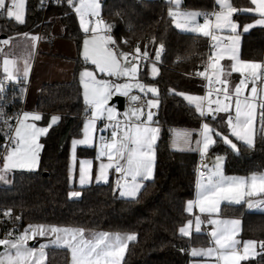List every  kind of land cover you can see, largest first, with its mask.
<instances>
[{
  "label": "trees",
  "instance_id": "obj_1",
  "mask_svg": "<svg viewBox=\"0 0 264 264\" xmlns=\"http://www.w3.org/2000/svg\"><path fill=\"white\" fill-rule=\"evenodd\" d=\"M243 9L251 6L249 0H230ZM42 0H27L25 22L16 24L0 15V35L5 37L29 33L45 38L50 33L52 20L58 18L63 27V38L75 42L79 49L82 33L66 0L54 4L44 12ZM187 10L203 13L214 7L213 0H182ZM170 3L165 0H104L101 16L112 25L114 39L124 49L140 45L154 60V50L159 42L165 44V53L158 61V75L147 76L146 61L141 62L138 77L143 83L158 87L160 103L155 123L160 127L155 146L153 179L146 182L135 199H123L118 195L113 180L106 184L75 189L68 185L67 166L69 143L81 135L86 106L82 102L81 86L77 80L69 84L44 85L37 100L36 110L41 113L42 125L50 115L60 117L40 139L43 149L40 163L35 171H13L7 175V183L0 181V207L12 210L18 220L17 226L45 224L63 227H83L85 235L93 232L135 233L136 239L129 243L121 264H189L188 250L192 246H207L205 235L181 236L178 228L190 215L184 210L187 201L195 194L197 155L169 149L170 131L174 127L198 128L199 114L186 104L181 95L202 94V83L197 72L207 58V37L177 30L168 15ZM256 18L255 14L237 12L233 19L241 27ZM155 38V42L154 39ZM127 39L129 43L123 41ZM239 57L245 61L264 62V29L253 28L241 34ZM22 83L4 84L0 93V108L4 122L0 125V139L5 138L8 124L14 123L20 112ZM174 90V91H173ZM150 98V96H148ZM226 116V114H218ZM214 128L228 134L226 124L208 118ZM264 134L256 128L254 146L233 140L238 150L225 145L220 137L210 147L208 155L224 158L227 175L247 176L264 172ZM93 155V149L78 148L77 157ZM81 191L80 197L70 198V191ZM219 217L241 220V239L264 240V212L248 211L244 204L221 206ZM183 249V251H181ZM257 252L259 245L257 244ZM264 254L241 264H264ZM45 264H67V251L59 248L46 250Z\"/></svg>",
  "mask_w": 264,
  "mask_h": 264
},
{
  "label": "snow or ice",
  "instance_id": "obj_2",
  "mask_svg": "<svg viewBox=\"0 0 264 264\" xmlns=\"http://www.w3.org/2000/svg\"><path fill=\"white\" fill-rule=\"evenodd\" d=\"M59 2V0H57ZM67 5L75 12L79 18L80 28L87 34L91 32V36L83 40V59L95 66V71L105 74L108 77L128 78V82L117 83L109 80H98L93 70L85 68L80 72V83L83 85V100L86 105L90 106L91 118L84 125L83 139H73V162L75 163V149L77 145H89L92 143V133L97 131L96 121L103 119L106 114L108 121L101 132L111 128V139L100 136V147L98 157H106L107 162H101L97 172L95 173V181L97 183H107L109 180V169H114L119 174L116 180V188L120 197H130L135 199L144 186L145 181H150L154 176L155 150L159 128L151 126L154 121V113L151 109L158 108L159 99L153 98L147 100L148 111L146 119L145 112L141 108L129 107L124 113L126 120L133 117L138 123H122L117 119V112L114 107L108 106L109 100L115 94L128 97L131 102L140 101V96L129 95L133 88L138 89L140 93H151L153 97H158V87L146 84L138 79L137 62L140 59L148 60L150 53L145 48L143 52L139 44L135 47V53L131 60L128 52L123 51L119 47V41L114 39L112 25L105 23L100 18L101 2L100 0H66ZM220 6V10L214 13L215 22L207 18L205 14L204 22L198 23V12H180L173 11L169 8L168 15L172 18V23L176 29L199 33L204 36H211L213 41L220 39L217 35L209 31L210 26L217 30L229 29L231 35L227 37L226 45H213L216 51L212 52L209 57L211 61L210 67L215 69V83L221 87L210 89L207 95H189L177 93L183 96L184 100L190 105L195 106V112L199 114L202 122L198 130V137L195 140L197 150L201 158L209 152L210 147L217 143L214 137H220L225 145L233 150L237 149V144L229 138L228 134L214 128L208 118L218 120L221 124H226L228 132L238 141H243L249 147L254 146V122L259 117V132L264 134V98L257 102L255 94L257 93L256 80L264 81V65L259 63H251L243 61L239 57V44L241 27L233 20V14L237 12L256 13L260 18L254 19L255 25H264V0H250L249 7L238 9L234 7L230 0H216ZM170 3L177 8L180 0H170ZM25 0H0V15H6L7 18H14L16 22L23 24ZM89 17L95 18V26L91 28L92 23ZM253 24L243 25V32H248ZM24 41V50L21 53L23 57V68L17 64V56L10 48L5 51V46L12 43L13 38L8 37L0 39V54H3V72L5 81L19 82L21 78L26 83L31 69L30 58L33 50L36 49L39 39L36 35H30L25 32L20 34ZM154 42H155V38ZM123 43L129 41L125 39ZM165 53V44L159 42L154 50V61L151 62V76L154 78L158 75L159 69L156 62L161 61ZM227 56L233 63L231 71L242 73L239 83L234 88L228 87L229 80L227 74L221 79L222 69L220 61ZM123 58L126 63H122ZM247 71L248 76H243ZM197 75L205 77V71L197 72ZM252 81V97H243V91L247 87L248 80ZM213 80L209 78V85ZM174 91V90H173ZM215 92V99L211 96ZM4 92V82L0 81V93ZM24 89H20V96L23 98ZM233 97H235L234 115L231 111ZM3 97L0 96V99ZM215 105V107H213ZM259 109V111H257ZM224 113L226 116H218ZM3 109L0 108V117H3ZM41 115L36 112L24 111L16 117V125L14 133L9 135L3 157V166L0 168V181L7 183V173L13 169L34 171L40 163V153L43 144L40 143V137L48 133L49 128L56 124L60 119L58 116H52L47 126H37L35 121L41 120ZM32 121V122H29ZM7 124V120H5ZM11 129L12 125H8ZM122 133V135H120ZM119 136V138H118ZM193 133L191 131L175 132L174 145H187L192 142ZM264 138V136H262ZM223 157L216 156L215 165L208 169V165L203 167L208 169L207 173L199 172L200 180L197 182V199L187 202V212L191 213L193 206L197 205L201 213L217 212L221 201H229L239 203L243 196V189L247 188L249 181L244 178L226 177L221 170ZM92 163L91 161L81 160L79 164L78 183L81 186L87 185L92 181ZM70 169L69 179L73 177ZM130 178V179H129ZM250 185L253 190L264 192V174H253L250 178ZM252 193L249 192L248 195ZM69 197H80L81 191H70ZM248 208L264 209V201L248 202ZM8 213L6 212L5 215ZM19 219V217H17ZM192 220H189L184 226L179 228L182 236H189L192 227ZM207 223L213 225L211 236L215 241L216 248L192 249L191 255L211 257L213 255L219 259H223L224 264H241L249 258H254L258 254H264V240L255 241L247 240L243 242L242 250L238 248L241 241L235 239L240 230L241 220H218L208 219ZM202 220L200 216L195 218V229L197 232L201 230ZM55 238L51 243L66 246L71 252V264H120L123 259L128 241L136 239L135 233L131 234H115L112 235L106 231L93 232L89 238H85V229L83 227H60L56 225L36 224L29 225L24 233L14 239H0V245L4 246V251L0 253V264H39V260L32 261V257L37 253L36 248L27 246V241L35 236H52ZM257 244L259 252H257ZM44 245L41 244L39 254L43 256ZM183 251V249H181ZM264 259V256H262Z\"/></svg>",
  "mask_w": 264,
  "mask_h": 264
},
{
  "label": "crops",
  "instance_id": "obj_3",
  "mask_svg": "<svg viewBox=\"0 0 264 264\" xmlns=\"http://www.w3.org/2000/svg\"><path fill=\"white\" fill-rule=\"evenodd\" d=\"M165 1H168V0H165ZM213 3H214V7L217 8V10L219 11L220 6L217 4L216 0H213ZM26 4H27V0H25L24 18H25V13H26ZM170 8H172L173 11L177 10L175 8V6L172 5L171 3H170ZM178 11H180V12L181 11L193 12L194 10H187V9L180 7L178 9ZM196 12H198V11H196ZM252 14L256 15L255 19L260 18L259 15L256 13H252ZM200 15H201V13H200ZM4 16L6 19L12 20L16 24H21V23L16 22L14 18H7L6 15H4ZM199 17L200 16H198V20H199ZM210 20L214 23L215 22V15ZM52 21L53 22H52V25L50 28V33L45 38L40 37L39 34L36 35L39 37V39L37 41V46H36L35 51L33 52L32 58L30 59L31 69L29 72L27 82L25 83L23 81V78H21V80L19 81V83L23 84V89H24L23 98H22V105H21V109H20L19 114H21L24 111H29V112H36V113L41 115V113L36 110L37 100L39 98L41 88L44 85L69 84V83L73 82L74 80L78 81V76H79L81 69L83 67H86V66L89 67L90 66V65H85L84 63H82L81 59L79 58V49L77 48L75 42L72 40L63 38V27H62L60 21L58 20V18H55ZM247 24H253L254 25L252 28H250L248 30V32L253 28H263L264 29V25H255L254 20H252L250 23H247ZM242 28H243V26L239 27L237 31L241 32V34L247 33V32H243ZM209 31L212 32V34L220 37L219 40L213 41L211 39V36H207L210 43H213L214 45H221V46L226 45L228 43L227 37L229 35H231V32L229 29L225 28L222 30H217V29H214L210 26ZM30 35H34V34H30ZM198 35L204 36L202 34H198ZM9 37H12L13 40H12V43L10 45L5 46V51H8L10 48L13 50V52L17 56V64L22 69L23 68V59L20 58V55L18 54L19 50L17 51V48L24 44L22 36L20 34H18V35H13V36H9ZM204 37H206V36H204ZM5 38H8V37H5ZM224 40H227V42L225 44L223 43ZM14 47H15V49H14ZM216 50L217 49H215V51ZM59 57L66 58V59H60ZM3 59H4L3 54H0V81H3L5 85L9 84V83H16L13 81H5L4 80L5 74H4L3 68H2L3 65H1V62L3 61ZM214 60H215V58L213 57L212 61H210L208 64V69H209V76L215 80L214 73L216 70L210 67V64ZM243 61H245V60H243ZM247 62L255 63L253 61H247ZM219 63H220L221 69L223 70L221 73V79L225 78V75L227 74V79L229 80L228 87L234 88V86L239 83V80L241 79L242 73L231 71V64L233 63V61H231L227 56H225L224 59H222ZM260 64L264 65V62L260 63ZM262 70H264V69H262ZM147 76L149 78H153L151 76V69H149L148 66H147ZM243 76H248V72L245 71L243 73ZM138 79L140 80L139 77H138ZM255 83H256V88H257V93L255 94V96H256V99L258 102L259 99L264 98V81L256 80ZM252 86H253V84H252V81L250 79L249 82L247 83V87L243 91L242 98L243 97H249V98L252 97V93H251ZM189 95H194V94H189ZM81 96H82V91H81ZM148 96H150V95L148 94ZM198 96H203V95L200 94ZM181 97L184 100L183 96H181ZM153 98H154L153 96H150L149 99H153ZM184 101L186 104L190 105L188 101H186V100H184ZM82 102L86 106V108L90 107L89 105H86L84 103L83 99H82ZM234 102H235V97H233V103H232V109H231V111L233 112V115H234V107H235ZM111 106H114L116 111H118L117 108L115 107V105H111ZM190 106H192L195 109L194 105H190ZM213 107H215V105H213ZM147 111L148 110L144 111L145 116L142 117V119H146ZM257 111H258V109H257ZM118 112H120V111H118ZM220 114H224V113H220ZM52 116H57V115H50L46 124H44V125H42L40 123L41 120L35 121V123L37 124V126H47V124L51 121ZM90 118H91V110L89 111L87 108L86 109V115L83 118V123H82V127H81V135H80V137L73 138V139H83V136H84L83 125ZM104 118L98 119L96 121L97 131L92 133V143L89 145H77L76 146L75 163L73 162V147H72V140L73 139H71V141L69 143L67 176H68V185L70 187H74L75 189H81V188H85V187H88L91 185L106 184L104 182L97 183L94 179L95 173L97 172L100 163L102 161L107 162L106 157H98V152H99V147H100L99 138H100V133H102L100 131V129H102V127L100 126V123H102L104 121ZM117 119L120 121H126L129 124L138 123L137 121H135L134 117L130 120V122H129V120H126L124 116H121V115L117 116ZM154 119H155V116H154ZM58 121H57V123H58ZM29 122H32V121H29ZM201 122H202V120H201ZM54 125L55 124H53L52 126H54ZM200 125H201V123H200ZM151 126L158 127L159 132H160V127L156 123H153ZM258 127H260V122H258V120L256 119V121L254 122V129L256 130V128H258ZM199 128H200V126L198 128H179V127L172 128L170 131V138L168 141L169 149L172 151H176V152H191V153H194L197 156H199L200 153L197 150V145L195 143V140L199 135V133H198ZM183 131H191L193 133L192 142L190 144H187V145H181V144L174 145V143H173L174 133L175 132H183ZM120 135H122V133H120ZM228 135H229L230 139L236 140V138L231 136L229 132H228ZM42 137H40V139ZM158 137H159V134H158ZM118 138H119V136H118ZM241 142H243V141H241ZM156 144H157V142H156ZM155 146H154V150H155ZM78 148L93 149V155L91 157L79 158V157H77V149ZM205 156L208 157V162H207L208 169L213 168L215 165L216 156L211 157L208 155V153ZM81 160L91 161V163H92V170H91L92 171V177H93L92 181L89 184L84 185V186H81L78 183L79 164H80ZM70 169L72 170L71 175L73 177L71 180L69 179ZM221 170L223 172V175L226 177H238V178H244L245 180H248L249 185L247 188L242 190L244 194H243L242 198L240 199L239 203L229 202V201H221L219 208H218L217 212H215V213H201L199 211V207L197 205H194L192 212L189 213L186 210L188 201L185 203L184 210L187 214L190 215V219H188L182 226H184L189 220H192V222H193L192 227L190 229V235L187 237H190L193 234H197V235H205L209 239V245H207V246H192L191 248H189V250H188V255L190 256L189 264H224L223 259L218 260V257L215 255H213L211 257H205V256L194 257L190 254L192 249H201V248L206 249L209 247H213V248L217 247L215 245V241H214L213 237L211 236V231L213 229V225L207 223L208 219H210V218L211 219H218V220L238 219V218H222V217H219L218 213H219V210H220L222 205H224V204H228V205L244 204V208L248 211L264 212V209H261V208H253V209L248 208V202L249 201H254V202L264 201V196L259 197L261 192H259L258 190H253L251 188L250 178L253 174H250L247 176L225 174V172H224V158H223ZM262 173H264V172H262ZM117 178L118 177H115L113 175V169H109V180L110 179L113 180L115 187H116ZM198 181H199V179H197V182ZM146 182H148V181H145L144 184ZM197 182H196V184H197ZM197 191H198V189L195 187V194H194V198L192 199L193 201H195L197 199ZM117 192H118V190H117ZM249 192H251L252 194L248 195ZM118 195H119V193H118ZM121 198L128 199V200L133 199L130 197H121ZM196 216H200V218L202 220L201 230L199 232H197L195 229V218H196ZM207 225L211 226V230H209L208 232L205 231V227ZM182 226H180V227H182ZM60 227H63V226H60ZM241 227H242V224L240 225V230L238 231L235 239H238L241 241L240 245H238V248H240L242 250L243 242L247 241L248 239H241V237H240ZM179 228H178V233H179ZM109 233L112 235L129 234V233H114V232H109ZM89 237L90 236L85 235V238H89ZM54 238H55V234H53L52 236H44V237L35 236V237H33L27 241L28 247L36 248L38 250L37 253L32 257L33 262H35L36 260H39V264H45V262H46V250L49 248H59V249L61 248V249H65L67 251V264H71V252H70V250L64 245H57V244L51 243V241H53ZM133 241L134 240L128 241V244L133 242ZM41 244L44 245L42 257L39 254ZM126 250H127V248L125 249V252H126ZM3 251L4 250H1L0 253H2ZM125 252H124V255H125ZM124 255H123V258H124ZM249 259H253V258H249ZM122 260L120 261V264H121Z\"/></svg>",
  "mask_w": 264,
  "mask_h": 264
},
{
  "label": "built area",
  "instance_id": "obj_4",
  "mask_svg": "<svg viewBox=\"0 0 264 264\" xmlns=\"http://www.w3.org/2000/svg\"><path fill=\"white\" fill-rule=\"evenodd\" d=\"M103 1L104 0H100V2H103ZM63 2H64V0H59V2H57V0H42L41 8L45 12L49 8V6L54 5V4L63 3ZM216 11H218L217 8L213 7L211 10H208V11L201 13V15L199 17V21L201 23L204 22L205 14H207V18L210 20L214 16V13ZM88 19L91 21L93 20L92 17H89ZM226 42H227V40L223 41L224 44ZM213 45H214L213 43H209L207 58H206L205 62L201 65V71L206 72L205 77L200 76V80L202 83V95L203 96L207 95L208 92L210 91V89H215V88L221 87L220 85L215 83V80L212 77L209 76V69H208V64L210 62L209 57L212 55V52L215 51V48L213 47ZM119 47L123 51L131 54L128 58L129 60H131L133 55H137L135 53V48L124 49L120 45H119ZM144 60L145 59H140L137 63L142 62ZM209 78H211L213 80V83L211 85H209ZM249 80H248V82H249ZM129 95H138V96H140L141 99H140V101H137V102H131L128 97H123V108L125 110H128L129 107L141 108L143 111L148 110V108H147V100L149 99L148 94L145 95L144 93H140L139 91H131ZM211 98L212 99L216 98L214 91H213ZM88 110L89 111L91 110L90 107H88ZM151 111L154 113V116L157 114V108L151 109ZM258 111H259V109H258ZM257 120L259 122V117H257ZM3 122H4V118L0 117V125ZM121 122L127 123L126 121H121ZM129 122H130V120H129ZM107 123L108 122L103 121L102 123H100V126L102 128H104L105 124H107ZM7 124L12 125V128L11 129L8 128V130L5 134V138L0 139V165H1L3 157L5 155V148L8 146L6 144V141L8 140L9 135H11L13 132V129L15 127V121H14V123H12L11 121H7ZM111 131H112V129L108 128L106 131L100 133V136L103 135L107 139H110L111 138ZM1 134L4 135L3 133L0 132V135ZM99 143H100V139H99ZM207 162H208V157L205 156L202 159L201 155L197 156V161H196V166H195L196 179L200 180V176H199L200 171H204L205 173H207L208 169H205L203 167V165L207 164ZM113 175L115 177H118L119 174L116 173L113 169ZM6 212L8 213L7 215H5ZM17 224H18V220L15 217H13L12 210L9 208L0 207V239H5V238L14 239L17 236L23 234L25 229L28 228V226H24L21 229H19ZM209 230H211V226L207 225L205 227V231L208 232ZM0 246L4 247L3 245H0Z\"/></svg>",
  "mask_w": 264,
  "mask_h": 264
},
{
  "label": "rangeland",
  "instance_id": "obj_5",
  "mask_svg": "<svg viewBox=\"0 0 264 264\" xmlns=\"http://www.w3.org/2000/svg\"><path fill=\"white\" fill-rule=\"evenodd\" d=\"M169 2H170V0H168ZM77 3L79 2V0H77L76 1ZM181 2H182V0H180V4H179V7L177 8L176 6H175V8L177 9V10H175V11H178V9L180 8V6H181ZM72 10V9H71ZM72 12L75 14V12L72 10ZM181 12H184V11H181ZM193 12H196V11H193ZM75 16H76V14H75ZM200 16V15H199ZM100 18H102V16H101V12H100ZM76 19H77V23H78V27H79V29H80V32L82 33V39H81V43H80V46H79V58L81 59V61H82V63H84L85 65H90L89 67H83L82 69H81V71L80 72H82L85 68H88L89 70H93L94 71V74H95V76H96V78L98 79V80H109L110 82H112V81H115V82H117V83H125V82H128V78H125V77H121V78H119V79H117L116 77H108L107 75H105V74H102V73H99L98 71H95V66L94 65H92L90 62H87V61H85L84 59H83V40L86 38V37H88V36H91V32L89 31V33H85L81 28H80V24H79V18L76 16ZM92 23L89 25V27L91 28L92 26H95V18H93L92 17ZM197 22L198 23H201L199 20H198V17H197ZM202 24V23H201ZM177 30H179V31H181V32H185V33H192V32H190V31H186V30H180V29H177ZM192 34H199V33H192ZM19 48V49H18ZM17 48V51H18V54L20 55V58H22L23 59V57L21 56V53L23 52V50H24V44L23 45H21L20 47H18ZM14 49H15V47H14ZM35 50H33V52H34ZM33 52H32V55H33ZM32 55H31V58H32ZM30 58V59H31ZM60 59H66V58H62V57H59ZM146 61V68H147V66H148V68L149 69H151V62L152 61H154V60H145ZM121 62L122 63H126V61H124L123 60V58L121 59ZM144 62V61H143ZM255 63H259L260 64V62H255ZM156 64H157V67H158V62H156ZM1 65H3V61L1 62ZM140 67H141V62H139V63H137V68H138V72H139V70H140ZM2 68H3V66H2ZM136 79H138V73H137V77H136ZM139 80V79H138ZM140 81V80H139ZM78 82H79V84H80V86H81V91H82V96H83V85L80 83V73H79V76H78ZM131 91H139L138 89H135V88H133ZM147 94H149L150 96H152V94L151 93H147ZM117 95H119V96H122V97H125V96H123V95H120V94H115V95H113V97L114 96H117ZM112 97V98H113ZM112 98H111V100H112ZM82 99H83V97H82ZM111 100H109V102H108V106H111L110 105V101ZM111 107H114V106H111ZM88 108V107H87ZM86 108V109H87ZM119 111V110H118ZM118 111H116L117 112V116H124V113L127 111V110H123V111H120V112H118ZM106 116V115H105ZM125 117V116H124ZM104 121H106V122H108L107 121V119H106V117L104 118ZM15 125H16V120H15ZM41 127H44V126H41ZM15 128V127H14ZM258 128H260V127H258ZM12 133H14V129H13V132ZM45 136V135H44ZM42 137V136H41ZM254 139H255V136H254ZM244 143V142H243ZM245 144V143H244ZM2 166H3V160H2V163H1V165H0V168H2ZM37 170V169H36ZM13 171H24V172H28V171H26V170H16V169H13V170H11L10 172H8L7 173V175L8 174H10L11 172H13ZM35 171V170H34ZM259 174H264V173H258L257 175H259ZM2 183H5L4 181H2ZM196 188H197V184H196ZM261 196H264V192H261L260 193V195H259V197H261ZM89 235H90V233H89ZM2 250H4V248L2 247Z\"/></svg>",
  "mask_w": 264,
  "mask_h": 264
},
{
  "label": "water",
  "instance_id": "obj_6",
  "mask_svg": "<svg viewBox=\"0 0 264 264\" xmlns=\"http://www.w3.org/2000/svg\"><path fill=\"white\" fill-rule=\"evenodd\" d=\"M5 35H0V39H4ZM110 105H115V107L117 108V110L122 111L123 108V97L122 96H114L112 98V100L110 101ZM2 250V247L0 246V252Z\"/></svg>",
  "mask_w": 264,
  "mask_h": 264
}]
</instances>
